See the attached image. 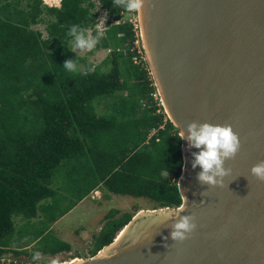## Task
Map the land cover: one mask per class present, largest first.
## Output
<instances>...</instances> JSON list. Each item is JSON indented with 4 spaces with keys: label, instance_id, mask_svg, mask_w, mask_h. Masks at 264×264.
Listing matches in <instances>:
<instances>
[{
    "label": "trees",
    "instance_id": "16d2710c",
    "mask_svg": "<svg viewBox=\"0 0 264 264\" xmlns=\"http://www.w3.org/2000/svg\"><path fill=\"white\" fill-rule=\"evenodd\" d=\"M124 2L61 0L57 7L0 0V259L6 252H71L52 226L97 189L146 198L154 209L182 205L183 140L154 98L157 88L136 44L140 33L126 19L131 10ZM73 24L99 34L96 47L110 50L102 64L74 51ZM68 59L77 71L64 68ZM134 215L106 214L91 255ZM25 239L36 242L35 252L23 249Z\"/></svg>",
    "mask_w": 264,
    "mask_h": 264
},
{
    "label": "water",
    "instance_id": "95a60500",
    "mask_svg": "<svg viewBox=\"0 0 264 264\" xmlns=\"http://www.w3.org/2000/svg\"><path fill=\"white\" fill-rule=\"evenodd\" d=\"M137 15L182 139L188 123L208 122L231 125L240 146L224 162L228 174L207 185L192 167L199 149L183 140L182 205L139 212L111 244L71 264H264V180L251 173L264 162V0H143ZM186 214L195 228L173 241V224Z\"/></svg>",
    "mask_w": 264,
    "mask_h": 264
},
{
    "label": "rangeland",
    "instance_id": "374dc122",
    "mask_svg": "<svg viewBox=\"0 0 264 264\" xmlns=\"http://www.w3.org/2000/svg\"><path fill=\"white\" fill-rule=\"evenodd\" d=\"M131 13L132 15L130 16L135 15L133 12ZM127 14H129V12ZM101 20L102 21L99 24L100 30H102L107 21V14L105 11H102L101 13ZM38 28L44 31V27L42 25L38 26ZM86 34L94 36L92 30L87 31ZM96 46L97 44L92 49H79L75 47H73V49L78 55L87 58L95 65H100L106 60L110 50L98 49ZM138 48L143 50L141 40L138 44ZM141 54H144V58L146 59L145 52L141 51ZM103 69H107V66H103ZM97 111L103 114L107 110H105L104 104H101L97 107ZM64 205H68V203ZM154 207L155 204L146 198H134L127 195H117L107 192L105 189H97L87 196L83 202L79 203L74 209L67 213V215L59 219L52 228L61 239L72 244L71 252H63L54 257L42 255L40 252H37L39 255L34 253L33 256L23 254L16 256L12 252H6L2 261L16 264H32L41 261H46L49 264L59 262L60 264L64 261H70L76 256L80 259L88 258L91 256L94 235L97 234L103 227V224L105 223V216L111 210L117 209L120 210L121 213L130 212L137 215L142 211H152L154 210ZM16 221L19 222L17 219ZM121 232L122 230L119 232L117 237ZM30 239H25V241L22 242L23 245L29 243L28 245H25L23 249H27L29 253H33L36 251V243L31 242L32 240Z\"/></svg>",
    "mask_w": 264,
    "mask_h": 264
},
{
    "label": "clouds",
    "instance_id": "9594fccd",
    "mask_svg": "<svg viewBox=\"0 0 264 264\" xmlns=\"http://www.w3.org/2000/svg\"><path fill=\"white\" fill-rule=\"evenodd\" d=\"M115 3L116 0H113ZM143 0H126L123 7L127 10L139 11ZM75 48L92 49L98 42L100 36L87 35L84 28L73 24L70 28ZM64 68L69 72L77 71L75 59H68L63 62ZM94 68L86 69L92 71ZM183 139L188 145L199 149L194 152L192 167H200L197 180L207 185H218L217 177L228 174L229 169L224 167L226 159L231 158L240 146L238 135L232 130L231 125H214L208 122L197 124L195 121L186 125V131L182 130ZM251 173L257 178L264 180V162L255 164L251 168ZM195 228L193 218L186 214L180 217L174 224L170 237L173 241H183L187 235ZM36 255H39L37 253Z\"/></svg>",
    "mask_w": 264,
    "mask_h": 264
},
{
    "label": "built area",
    "instance_id": "2783aa9c",
    "mask_svg": "<svg viewBox=\"0 0 264 264\" xmlns=\"http://www.w3.org/2000/svg\"><path fill=\"white\" fill-rule=\"evenodd\" d=\"M131 12H133V14H135V15H134V16H130V15H132ZM136 14H137V11H136V10H131V11H129V14H127L128 16H126V19H128L129 22H131V23L134 25L135 30L139 31V33H140V30H139V20H138V15H136ZM129 16H130V17H129ZM101 21H102V20H100V22L96 25V28L99 30L100 33H104V31H105V29H106V23L104 24L102 30H100V28H99V24L101 23ZM106 22H107V21H106ZM140 40H141V39H139V40L136 42L137 47H138V44H139ZM139 53H141V50H140V49H139ZM135 59H136L137 62H139V60H138L137 58H135ZM154 98H155V100L158 101V103H159L160 105L163 106V104H162V100H161V97H160L158 91H157L156 93H154ZM90 257H92V255H91ZM90 257H88V258H90ZM3 258H4V255H3V256L1 257V259H0L1 262H2ZM77 259H80V258H78V257L76 256L75 258L71 259L70 261H64V262H61L60 264H64V263L71 264V263H73V262H74L75 260H77ZM54 264H59V262H58V263L55 262Z\"/></svg>",
    "mask_w": 264,
    "mask_h": 264
},
{
    "label": "bare ground",
    "instance_id": "6f19581e",
    "mask_svg": "<svg viewBox=\"0 0 264 264\" xmlns=\"http://www.w3.org/2000/svg\"><path fill=\"white\" fill-rule=\"evenodd\" d=\"M45 3L50 4V5H59L60 4V0H44Z\"/></svg>",
    "mask_w": 264,
    "mask_h": 264
},
{
    "label": "crops",
    "instance_id": "0c3cea01",
    "mask_svg": "<svg viewBox=\"0 0 264 264\" xmlns=\"http://www.w3.org/2000/svg\"><path fill=\"white\" fill-rule=\"evenodd\" d=\"M86 198H87V197H86ZM86 198H84V199H83L82 201H80L79 203L83 202ZM79 203H78V204H79ZM78 204H77V205H78ZM77 205H76V206H77ZM76 206H75V207H76ZM75 207H74V208H75ZM74 208H73V209H74ZM66 215H67V214H66ZM64 216H65V215H64ZM64 216H63V217H64ZM61 218H62V217H61ZM61 218H60V219H61ZM57 222H58V221H56V222L53 224V226H54ZM103 225H104V224H103ZM53 226H52V228H53ZM101 229H102V228H101ZM101 229H100V230H101ZM52 230H53V229H52ZM53 232H54V231H53ZM99 232H100V231H99ZM99 232H98V233H99ZM98 233H97V234H98ZM54 234H56V233L54 232ZM95 235H96V234H95ZM95 235H94V236H95ZM56 236H58V235L56 234ZM58 237H59V236H58ZM59 238H60V237H59ZM60 239H61V238H60ZM62 240H63V239H62ZM64 241H65V240H64ZM66 242H67V241H66ZM33 243H36V242H33Z\"/></svg>",
    "mask_w": 264,
    "mask_h": 264
},
{
    "label": "flooded vegetation",
    "instance_id": "af4514ba",
    "mask_svg": "<svg viewBox=\"0 0 264 264\" xmlns=\"http://www.w3.org/2000/svg\"><path fill=\"white\" fill-rule=\"evenodd\" d=\"M30 256H33V255H30ZM33 264V263H32ZM35 264H49L48 262H44V261H41V262H37V263H35Z\"/></svg>",
    "mask_w": 264,
    "mask_h": 264
}]
</instances>
